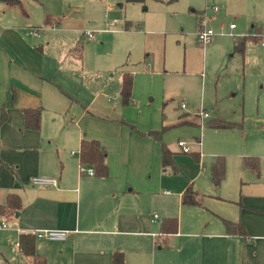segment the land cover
Instances as JSON below:
<instances>
[{"label":"crops","instance_id":"crops-1","mask_svg":"<svg viewBox=\"0 0 264 264\" xmlns=\"http://www.w3.org/2000/svg\"><path fill=\"white\" fill-rule=\"evenodd\" d=\"M218 1H224L226 6L216 5V14L210 10L216 21L224 17L217 14L228 8V0ZM236 2L237 7L231 12L239 18L240 29H233H237L230 40L233 53L235 37L256 31L264 34V0ZM63 3L57 0L56 10L45 6L44 25L48 28L41 33L16 18L0 20V40L18 43L9 48L0 44L3 68L11 73L9 81L13 82L0 103L6 113V120L0 122V205L6 203L11 193L21 199L19 211L0 218L5 223V228H0V264H36L35 257L41 259L39 264H113L115 253L123 255V264H264V155L239 152L238 142L232 145L234 152L230 154L219 149L210 162H204L201 154L195 162L190 151L183 153L177 142H195L202 121L211 117H196L193 111L197 106L189 108L179 98L175 99L178 113L164 111L165 70H153L149 54L143 56V72L133 74L130 105L121 106L122 71L110 74L112 64L84 61L89 47L84 37L89 31L83 28L64 29L74 36L62 39L60 44L61 52L54 64L61 65V69L46 72L40 42L47 40L46 44H50L44 32L61 24ZM107 7L106 11L112 10ZM118 8L125 11L122 5ZM194 13L196 29L203 12ZM46 15L57 23L46 25ZM22 17H26L24 13ZM122 19L125 29L120 32L129 33L133 21L124 15ZM149 33L143 31V35ZM74 39L75 44L82 40L81 59L70 53ZM238 56L242 65L253 63L264 75V47L259 43L246 42L244 56ZM68 57L75 63H66ZM59 70L62 80L56 78ZM116 73L118 77L114 76ZM62 91L76 102L70 103ZM150 95L158 97L159 105L164 107L145 104ZM109 96L116 97L118 102L105 103ZM181 102L186 104L185 108L180 107ZM38 107L39 130L25 128L23 109ZM215 118L225 119L220 115ZM163 126L168 129L162 140L173 153L178 172L163 168L160 143L141 135ZM82 139L96 140L104 148L106 176L78 173ZM226 139L238 141L230 133ZM183 154H188L193 162ZM218 156L225 158V177L215 189L210 180V165ZM229 157L235 158L229 161ZM244 157H259L258 169L243 167ZM33 177L53 178L56 184L35 186L31 182ZM189 186L196 193L197 205L181 202ZM166 219H176L175 233L162 232ZM225 221L241 224L245 236L229 234ZM45 229L68 230L70 235L60 241L35 237L34 255L19 252L20 236Z\"/></svg>","mask_w":264,"mask_h":264},{"label":"rangeland","instance_id":"rangeland-1","mask_svg":"<svg viewBox=\"0 0 264 264\" xmlns=\"http://www.w3.org/2000/svg\"><path fill=\"white\" fill-rule=\"evenodd\" d=\"M63 2L62 13L59 15L61 24L58 28L54 27L55 30L44 32L50 44H46L47 40L40 42L43 45L46 72L53 68L61 69V65L54 64L56 55L59 56L61 52L60 44L62 39L74 36L69 31H64L66 27L77 26L92 31L95 36L93 41L84 37L85 45L89 46L87 57L86 54L84 56L85 62L112 64L114 67L110 74L114 70L121 72L122 63L125 62L124 68L130 69L134 74L143 72V56L149 54L153 70L162 68L165 70L162 76L163 94L166 96L163 103L166 105L165 107L162 105L166 113L176 114L180 111L176 98L185 101L189 108L196 105L194 115H198L200 110H207L205 111L211 118L203 120L197 129L199 144L196 141L186 142L190 152L199 151L207 163L216 156V152H220L219 149L227 154L234 152L231 149L232 145L239 142V152L251 153L254 156L264 155V75L253 63L244 62L242 65L241 58L232 51L230 40L237 29L229 34L228 26L233 23L237 28L239 26L238 30L240 29L239 18L231 12L237 7L236 0H228V8L217 14V17L224 16L218 21L210 12V6H226L224 1L145 0L127 3L125 0H63ZM56 3L57 0H43V4L35 0H22L21 5L16 6L0 2V20L16 18L41 33L48 28L44 25L46 8L56 10ZM119 5L124 6L125 11H120ZM106 6L112 10L106 11ZM194 11H202L205 26L216 33L209 45H201L196 40ZM22 13L25 14V18L22 17ZM123 15L127 20L133 21L134 26L129 29V33L120 32L125 29ZM112 20L115 22L111 27L104 25ZM222 26L225 34H219L222 32V29L220 30ZM102 30H106L105 33H101ZM143 31L150 33L143 35ZM76 40L72 41L73 44ZM37 43L36 41L33 46L36 47ZM0 44L7 48L18 45L17 42L2 40ZM66 61L75 63L71 57ZM4 65L5 60L0 51V103L5 95L9 94L8 85L13 83L9 81L11 73L3 68ZM61 71L59 70L56 75L60 80ZM66 76L65 74V78ZM114 76L118 77L119 73ZM201 88L204 90L202 94ZM139 90L142 95L140 110H143V81L140 82ZM107 101L117 103L118 99L109 96L105 103ZM144 103L155 106L160 104V99L150 95ZM162 105L159 107L162 108ZM217 115L223 116L225 121L241 123L242 129L209 128L207 122L218 119L215 118ZM235 130L239 132L238 135L234 133ZM228 133L235 135L238 141L226 139ZM183 156L193 162L188 154ZM229 158L231 161L235 157ZM262 161L264 174V157ZM231 173L233 175L232 171Z\"/></svg>","mask_w":264,"mask_h":264},{"label":"trees","instance_id":"trees-1","mask_svg":"<svg viewBox=\"0 0 264 264\" xmlns=\"http://www.w3.org/2000/svg\"><path fill=\"white\" fill-rule=\"evenodd\" d=\"M39 3H42L41 0H36ZM127 3H136V2H144L145 0H125ZM1 3L6 5H20L21 0H0ZM53 18L50 15L45 16V24L49 25L52 22ZM201 18L199 19V21ZM198 21V23H199ZM197 23V24H198ZM198 26V25H197ZM128 28V24H127ZM261 40V33L256 31L253 35H246L242 37L234 38L233 50L236 54L241 57L244 56V50L246 42H256L259 43ZM83 44L82 40L79 39L75 46L71 49V54L81 59L82 56ZM124 64L122 67V79H121V87L119 93V102L121 106L126 107L130 105L132 101V88H133V74L130 69L124 68ZM65 95H67L70 103L76 102V100L66 93L62 91ZM13 101V100H12ZM11 101V102H12ZM1 112V120L3 122L6 120L5 106L4 104L0 108ZM24 116V125L25 128L31 130H39L40 128V120H41V108H26L23 109ZM120 123H124L122 120ZM179 125H183V122L178 123ZM209 128L213 129H242L241 123H231L225 120L220 119H211L206 124ZM199 127L200 124H197ZM167 127L163 126L159 130L148 131L146 133H141L143 136L151 137L154 141L160 143V152H161V166L163 168H170L172 172H178L179 169L176 166L173 158V153L168 149L165 143L162 140L164 133L167 131ZM199 143V138L195 140ZM195 162L199 161L200 153L197 151H192L189 153ZM106 152L104 148L99 144L96 140H85L82 139L78 149V160L79 164H83L89 167H92L94 170V175L97 176H106L107 175V164L105 161ZM242 166L245 168H250L257 170L258 169V158L256 157H244L242 159ZM225 177V158L223 156H218L214 159V161L210 165V180L215 189H217L221 183V181ZM181 202L184 205H197L199 204L196 199V193L192 189V187H188L182 195ZM21 208V199L17 194L11 193L8 195L6 203L4 205H0V218L11 216L15 214ZM226 230L229 234H237L239 236H245V230L243 226L237 222L225 221ZM177 229L176 219H166L162 224V232L164 234L175 233ZM30 234V233H29ZM35 236L31 235H22L19 237L17 244L18 249L21 254L25 255H34V242ZM36 264H39L41 259L35 257ZM113 264H123V255L121 253H115L112 259Z\"/></svg>","mask_w":264,"mask_h":264},{"label":"built area","instance_id":"built-area-1","mask_svg":"<svg viewBox=\"0 0 264 264\" xmlns=\"http://www.w3.org/2000/svg\"><path fill=\"white\" fill-rule=\"evenodd\" d=\"M107 8L110 9V7H107ZM210 10H212V12L214 14H216L218 12L219 8L217 6L212 5V6H210ZM113 24H114V21H111L110 23H108L107 24L108 28L111 27ZM228 27L230 30H233L235 28V24L231 23V24H229ZM221 29H222V32H220L219 34H225L223 26L220 28V30ZM230 33H231V31H229V34ZM195 35H196V40L199 44L208 45L211 43L212 38L216 35V33L211 28H207L205 26V20L202 17V19L198 23ZM85 36L89 39L94 38V34L91 31L85 32ZM259 44L262 47H264V34L261 35V40H260ZM180 107L185 108L186 104L184 102H181ZM195 116H198L199 118H208L209 117L208 113L204 109L200 110L198 115H195ZM197 144H199V143H197ZM177 146L180 148V150L183 153H188L190 151L189 146L184 141H178ZM78 173L93 176L94 170L92 167H89V166H86L83 164H79ZM31 182L35 186H53L56 184V180L53 178H49V177H33ZM154 218H157V215H154ZM0 228H5L4 222L0 221ZM30 234H33L38 239H45V240H49V241H60V240L67 239L68 236L70 235V231L59 230V229H45V230L31 231Z\"/></svg>","mask_w":264,"mask_h":264}]
</instances>
